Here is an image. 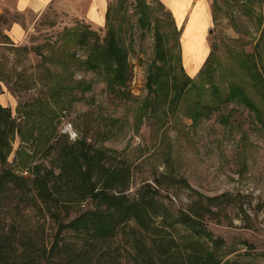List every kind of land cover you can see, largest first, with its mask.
<instances>
[{
  "label": "rangeland",
  "instance_id": "obj_1",
  "mask_svg": "<svg viewBox=\"0 0 264 264\" xmlns=\"http://www.w3.org/2000/svg\"><path fill=\"white\" fill-rule=\"evenodd\" d=\"M145 1L151 7L150 24L141 21L136 0H110L103 26L56 9L38 17L12 10L0 14V102L21 129L10 138L8 162L22 172L18 163L24 158L31 164L40 161L42 154L34 149L47 136L67 133L71 140L85 139L126 160L133 171L131 194L162 173L187 179L205 195L229 193L232 203L194 225L204 229L223 259L264 264V82L251 76L256 64L264 78V0H212L208 29L205 7L196 6L187 27L186 61L182 27L173 13L161 0ZM157 19L164 59L157 57ZM14 20L26 28L19 44L6 32ZM86 29L102 43L115 33L128 54L130 74L124 83H110L104 70L87 67L96 36L83 38ZM206 39L215 70L200 75L196 71L207 54ZM176 74L181 80L188 74L197 87L171 101ZM211 74L222 91L231 81L242 84L259 112L222 101L196 114L198 103L214 102L207 80ZM34 137H39L36 144ZM20 149L25 150L18 158ZM177 187L162 192L175 212L196 198L192 190Z\"/></svg>",
  "mask_w": 264,
  "mask_h": 264
},
{
  "label": "trees",
  "instance_id": "obj_2",
  "mask_svg": "<svg viewBox=\"0 0 264 264\" xmlns=\"http://www.w3.org/2000/svg\"><path fill=\"white\" fill-rule=\"evenodd\" d=\"M120 1L123 4L125 0ZM136 5L141 21L150 24L149 4L136 0ZM159 23L157 19V57L164 59ZM90 35L96 37L87 67L104 70L110 83H124L130 74L128 54L115 33L109 32L103 43L87 29L83 38ZM212 55L200 75L215 70ZM247 62L240 60L244 68ZM254 66L251 76L256 83H263L262 72ZM149 75L154 78L153 73ZM185 75L183 80L173 76L171 101L181 100L185 92L197 87V81ZM211 76L207 80L213 85L214 102L198 103L196 114L222 101H238L259 112L242 84L231 81L222 91ZM20 131L10 108L0 102V264H236L223 259L210 245L204 229L194 225L205 215H218L216 209L222 204L232 203L229 193L205 195L187 179L162 173L131 194L133 171L126 160L85 139L71 140L67 133L47 136L41 148L34 149L42 154L40 161L31 164L24 158L18 163L20 172L9 164L7 153L11 136ZM38 138H33L35 144ZM24 150L18 151V158ZM175 187L196 194L176 212L162 194Z\"/></svg>",
  "mask_w": 264,
  "mask_h": 264
},
{
  "label": "crops",
  "instance_id": "obj_3",
  "mask_svg": "<svg viewBox=\"0 0 264 264\" xmlns=\"http://www.w3.org/2000/svg\"><path fill=\"white\" fill-rule=\"evenodd\" d=\"M110 0H0V14H3L6 10H12V12L25 15L30 14L38 17L39 15L46 12L48 9H56L59 12H64L73 16L74 18L84 19L88 23L96 26H103L106 22V16L108 12ZM166 7L173 13L176 24L182 27V49L184 61H186V45L187 39V27L193 15L196 6L202 5L205 7L206 18L208 26L212 20L211 13V2L212 0H161ZM182 2L179 6L176 2ZM182 7V15H180V8ZM26 23V22H25ZM26 28L24 22L20 20H14L10 23L6 32L10 39L15 43L19 44L23 37ZM207 32V31H205ZM207 45V54L203 62L198 66L196 72L200 71L204 61L210 54V44L208 39L204 41ZM187 66V65H186ZM188 74L192 76L194 73L189 71V67H186ZM195 72V73H196Z\"/></svg>",
  "mask_w": 264,
  "mask_h": 264
}]
</instances>
